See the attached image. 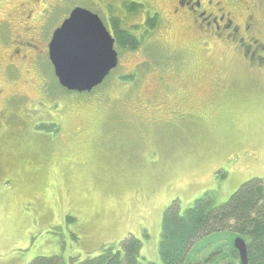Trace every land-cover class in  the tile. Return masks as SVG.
Instances as JSON below:
<instances>
[{
	"label": "rangeland",
	"instance_id": "1",
	"mask_svg": "<svg viewBox=\"0 0 264 264\" xmlns=\"http://www.w3.org/2000/svg\"><path fill=\"white\" fill-rule=\"evenodd\" d=\"M201 3L236 37L175 0H0V264H125L131 240L138 264H160L169 207L264 187V52H246L264 46V0ZM74 8L139 42L114 48L117 67L90 93L61 88L48 58ZM235 239L210 234L184 264H240Z\"/></svg>",
	"mask_w": 264,
	"mask_h": 264
},
{
	"label": "trees",
	"instance_id": "2",
	"mask_svg": "<svg viewBox=\"0 0 264 264\" xmlns=\"http://www.w3.org/2000/svg\"><path fill=\"white\" fill-rule=\"evenodd\" d=\"M113 27L115 47L131 50L137 47L138 40L128 31L120 30L118 21ZM206 199L208 197L196 200L182 215L178 214L177 207H169L164 212L159 242L160 264H184L192 245L219 232H230L244 239L247 264H264V187L258 181H249L218 207H211ZM123 248L122 262L138 264L137 242L131 240ZM115 258L120 259L117 255ZM33 264H57V260L38 258Z\"/></svg>",
	"mask_w": 264,
	"mask_h": 264
},
{
	"label": "water",
	"instance_id": "3",
	"mask_svg": "<svg viewBox=\"0 0 264 264\" xmlns=\"http://www.w3.org/2000/svg\"><path fill=\"white\" fill-rule=\"evenodd\" d=\"M113 43L96 15L82 8L72 10L48 44V58L59 86L77 93L99 86L118 63ZM234 248L241 264H247L244 241L237 238Z\"/></svg>",
	"mask_w": 264,
	"mask_h": 264
},
{
	"label": "flooded vegetation",
	"instance_id": "4",
	"mask_svg": "<svg viewBox=\"0 0 264 264\" xmlns=\"http://www.w3.org/2000/svg\"><path fill=\"white\" fill-rule=\"evenodd\" d=\"M176 1V8L182 12V15H186L187 17H190L195 22L202 23L205 28L211 27L215 29V32H213L217 37L222 36V39L224 37L223 32L227 31H233V34H229L225 36V40L231 41L232 38L236 37L237 31L240 29L239 27L233 26L232 20L224 14L222 10V15H212L205 10H203L201 0H175ZM249 27H244V30H248ZM223 30V32H222ZM216 36L213 37V35L210 33L209 37L216 39ZM243 39H241V43L238 45V49H240L242 52L246 48L242 46ZM238 43V41H237ZM253 45L256 49L254 50H247L246 52H249L248 54L251 55L253 58H255L257 55L262 54L264 52V46L259 44L257 40H253ZM259 53V54H258Z\"/></svg>",
	"mask_w": 264,
	"mask_h": 264
}]
</instances>
